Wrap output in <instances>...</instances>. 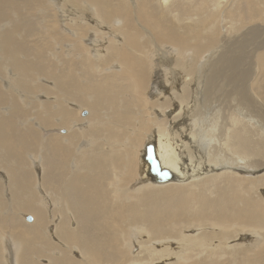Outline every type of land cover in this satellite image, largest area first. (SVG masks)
Returning <instances> with one entry per match:
<instances>
[{"label": "bare ground", "instance_id": "1", "mask_svg": "<svg viewBox=\"0 0 264 264\" xmlns=\"http://www.w3.org/2000/svg\"><path fill=\"white\" fill-rule=\"evenodd\" d=\"M1 171L0 264H264V0H0Z\"/></svg>", "mask_w": 264, "mask_h": 264}, {"label": "rangeland", "instance_id": "2", "mask_svg": "<svg viewBox=\"0 0 264 264\" xmlns=\"http://www.w3.org/2000/svg\"><path fill=\"white\" fill-rule=\"evenodd\" d=\"M31 17V16H30ZM31 18H33V17H31ZM34 19H36V18H33V20ZM38 19H40V18H38ZM40 23H41V19H40V21H38L36 24L37 25H40ZM80 68H82V66L80 67ZM169 81V80H168ZM162 82V83H161ZM160 83L163 85H165L166 83H167V81H165L164 79L162 80V79H160ZM163 85V86H164ZM152 86H154V85H152ZM161 88V86L160 85H158V86H156L155 88H158V89H160ZM153 90H151V93H152V91H154L155 89L154 88H152ZM153 93H155V91L153 92ZM152 93V94H153ZM161 95H163V94H161ZM146 96V98L147 99H149V97H148V95L146 94L145 95ZM167 95H163V97H165V98H168L169 100H170V97L168 96V97H166ZM141 97V94H140V96H138V98H140ZM152 98H156V97H152ZM157 98H160V99H162L161 97H157ZM134 99H136V98H134ZM165 109V108H164ZM208 109V108H207ZM207 109L205 110L204 109V114L205 113H207L205 116H204V114H203V118H202V120L200 121L203 125H206V124H209V120H210V115H208V111H209V109H208V111H207ZM89 111L86 109H84V110H81L80 112H79V116L83 119V118H86L87 116H88V113ZM146 115L148 114V112H144ZM209 116V117H208ZM208 117V118H207ZM204 120H206V121H204ZM206 122V123H205ZM186 125L187 126H189L190 124V122H189V120H187L186 121ZM195 126V128L193 127V129H194V131H197L199 134V136L201 137L202 135V137L200 138L199 136V138L202 140V141H208V139H206V138H208V135H207V133H205V130H202L201 131V129H198V126L197 125H194ZM197 128V129H196ZM64 129H62V131H63ZM200 130V131H199ZM204 131V132H203ZM202 132V133H201ZM46 133V132H45ZM202 134V135H201ZM206 135H207V137H206ZM86 139V137L84 138V140ZM84 140H81L80 141V144H82L83 142H84ZM154 145H156L155 143H154ZM155 151H156V147H155ZM156 155H157V153H156ZM158 157V156H157ZM37 159H39V158H35L34 160L36 161L35 163H34V165H35V172H36V175L38 176L39 175V173L41 172H39V170H41L39 167H40V164H39V166H38V163H40V160H37ZM222 170V169H221ZM3 174H4V172H2L1 171V173H0V176H3ZM169 184V183H168ZM37 186V185H36ZM38 187V186H37ZM36 187V189L38 190V193L40 194L41 193V189L38 187L37 188ZM261 187V186H260ZM261 188H264V186H262ZM264 197V196H263ZM24 219V221L23 222H32L33 221V216L31 215V214H29V213H25V215L24 216H22V220ZM71 225H75V223L74 222H72V224ZM51 226H52V224H51ZM52 228V227H51ZM247 234L248 233H245V234H243V235H245V236H247ZM6 235L8 236V234H4L2 237H6ZM248 236H249V234H248ZM9 237V236H8ZM242 237V235L240 236V238ZM7 239V238H6ZM248 239V238H247ZM242 240V239H241ZM244 241V240H243ZM137 245H133L132 246V248L130 249V251H131V254H134V252L133 251H135V252H137V247H136Z\"/></svg>", "mask_w": 264, "mask_h": 264}, {"label": "water", "instance_id": "3", "mask_svg": "<svg viewBox=\"0 0 264 264\" xmlns=\"http://www.w3.org/2000/svg\"><path fill=\"white\" fill-rule=\"evenodd\" d=\"M152 153L153 152H152L151 147L148 146L147 149H146V158L150 162L152 161V158H151L152 157Z\"/></svg>", "mask_w": 264, "mask_h": 264}]
</instances>
